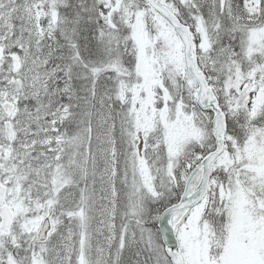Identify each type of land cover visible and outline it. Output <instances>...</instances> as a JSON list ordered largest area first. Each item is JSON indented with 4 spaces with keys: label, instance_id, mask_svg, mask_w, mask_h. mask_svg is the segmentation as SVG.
Here are the masks:
<instances>
[{
    "label": "snow or ice",
    "instance_id": "1",
    "mask_svg": "<svg viewBox=\"0 0 264 264\" xmlns=\"http://www.w3.org/2000/svg\"><path fill=\"white\" fill-rule=\"evenodd\" d=\"M0 264H264V0H0Z\"/></svg>",
    "mask_w": 264,
    "mask_h": 264
}]
</instances>
